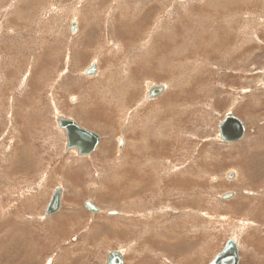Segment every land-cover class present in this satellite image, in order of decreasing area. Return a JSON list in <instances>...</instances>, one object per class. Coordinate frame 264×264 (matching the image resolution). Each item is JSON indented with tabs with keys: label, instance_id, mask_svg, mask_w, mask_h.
<instances>
[{
	"label": "rangeland",
	"instance_id": "obj_1",
	"mask_svg": "<svg viewBox=\"0 0 264 264\" xmlns=\"http://www.w3.org/2000/svg\"><path fill=\"white\" fill-rule=\"evenodd\" d=\"M263 71L264 0H0V264H208L229 239L264 264Z\"/></svg>",
	"mask_w": 264,
	"mask_h": 264
},
{
	"label": "water",
	"instance_id": "obj_2",
	"mask_svg": "<svg viewBox=\"0 0 264 264\" xmlns=\"http://www.w3.org/2000/svg\"><path fill=\"white\" fill-rule=\"evenodd\" d=\"M77 25H71V32L75 33ZM97 68L95 63H91L85 70L86 76H94ZM261 81L264 85V71L262 74ZM148 92L145 95L146 99L158 98L164 91L162 85L152 86L150 83L147 84ZM56 125L64 132L65 135V146L64 150L75 151L77 156L87 157L91 155L98 147L101 137L88 129L81 127L76 121L56 115ZM245 124L239 118L232 114H227L218 124V139L225 144H235L240 142L245 135ZM122 147V139L119 138L118 149ZM233 172L227 173V179L233 178ZM62 188L57 187L54 189L50 200L45 208L44 216L50 217L56 214L62 206ZM233 196L232 193L224 194L220 198L223 200L229 199ZM84 208L94 214L99 211V208L91 203L85 201L83 204ZM238 244L235 240L229 239L225 242L222 250L217 253L211 262L208 264H239V253ZM105 264H124V258L122 252L111 251L107 254Z\"/></svg>",
	"mask_w": 264,
	"mask_h": 264
},
{
	"label": "bare ground",
	"instance_id": "obj_3",
	"mask_svg": "<svg viewBox=\"0 0 264 264\" xmlns=\"http://www.w3.org/2000/svg\"><path fill=\"white\" fill-rule=\"evenodd\" d=\"M46 206H47V205H46ZM99 211H100V210H99ZM99 211H98V212H99Z\"/></svg>",
	"mask_w": 264,
	"mask_h": 264
},
{
	"label": "crops",
	"instance_id": "obj_4",
	"mask_svg": "<svg viewBox=\"0 0 264 264\" xmlns=\"http://www.w3.org/2000/svg\"><path fill=\"white\" fill-rule=\"evenodd\" d=\"M45 217V216H44Z\"/></svg>",
	"mask_w": 264,
	"mask_h": 264
}]
</instances>
